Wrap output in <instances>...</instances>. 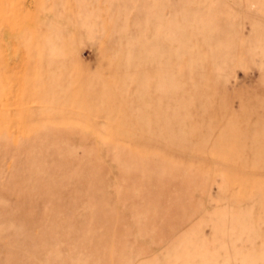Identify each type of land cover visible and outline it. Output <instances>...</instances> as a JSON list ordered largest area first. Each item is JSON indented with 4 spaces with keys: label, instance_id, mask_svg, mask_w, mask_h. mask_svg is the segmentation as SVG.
<instances>
[{
    "label": "rangeland",
    "instance_id": "rangeland-1",
    "mask_svg": "<svg viewBox=\"0 0 264 264\" xmlns=\"http://www.w3.org/2000/svg\"><path fill=\"white\" fill-rule=\"evenodd\" d=\"M0 264H264V0H0Z\"/></svg>",
    "mask_w": 264,
    "mask_h": 264
}]
</instances>
